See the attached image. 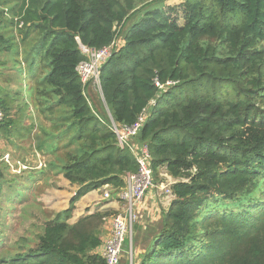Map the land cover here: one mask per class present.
I'll use <instances>...</instances> for the list:
<instances>
[{
	"label": "trees",
	"instance_id": "obj_1",
	"mask_svg": "<svg viewBox=\"0 0 264 264\" xmlns=\"http://www.w3.org/2000/svg\"><path fill=\"white\" fill-rule=\"evenodd\" d=\"M13 1L0 10V68L26 76L31 95L0 99V131L22 140L32 132L46 168L79 190L13 249L0 238V264H105L99 251L112 214L69 220L80 198L106 185L117 193L138 172L110 118L132 125L145 110L133 143L148 146L155 178L166 168L178 182L169 210L133 237L134 264H264V0ZM112 44L100 74L108 116L76 69L87 59L82 46ZM156 81L176 84L160 90ZM32 107L49 129L25 121ZM0 162V202H19L9 194L23 186Z\"/></svg>",
	"mask_w": 264,
	"mask_h": 264
},
{
	"label": "rangeland",
	"instance_id": "obj_2",
	"mask_svg": "<svg viewBox=\"0 0 264 264\" xmlns=\"http://www.w3.org/2000/svg\"><path fill=\"white\" fill-rule=\"evenodd\" d=\"M13 6H14L13 0H0V10L10 9ZM6 21L7 20L5 18L0 20V26H5ZM180 22L182 23V25L184 24V20L182 17L180 18ZM128 26L126 27V30L128 29ZM2 32L6 33V36L8 38H11L9 27L5 28ZM13 47H16V45H14ZM11 66H10V69H13ZM18 68H20V70L22 71L20 66ZM17 73L13 72L12 70H9V71L6 70V72H2V73L0 72V84L3 87V89L7 88L9 91H11L10 94L12 93L14 95L15 92L21 91L22 93L21 98L23 100L26 99L28 101L31 95V90L29 86L30 83L28 82L27 78L24 77L22 74L19 75V71ZM87 93L89 96L88 98L90 100V103L94 106V108L95 106H98V109L100 111L99 110L97 111L101 113L102 108H103L102 102H101L102 99L100 100L98 90L94 89L92 84H90L88 87ZM8 101L10 102V99ZM17 102H20V101L17 100ZM30 111L33 112V114L31 115V120L33 121V123H35L37 119L35 116V113L41 114L40 116H42V113L39 112L34 107H32ZM42 124H43V121H42ZM46 124L47 122H45V125ZM31 133L32 132L27 133L28 137L31 135ZM35 133L36 135L40 136L38 131L33 132V134ZM8 136L13 137L14 135H11L10 133H8ZM27 138L23 140L22 139L16 140L18 143H22V141H24V143L22 144V146L24 147V150L21 149L20 146H18V147H15L14 149V152H15L14 155H11V153H9L10 155L8 154L4 155L3 153V156H2V160L6 161V164L8 165V168H9L5 176L10 179L16 178L19 181V183H21V186H23L22 188H20L19 186L14 187L13 189L14 192H11L9 194L11 196L21 197L19 202H11L13 198H6V199L4 198L0 202V238L5 240L3 244H6L5 246L7 249H10L11 247L13 249V245L19 239V237L25 236V235L29 236L28 234L29 232L37 230V227L39 225L43 224L47 219L51 218V215L47 214V211L54 212V213H57L56 211H61L62 201L64 200L61 197V195L64 194V192L60 191L61 189L60 185L62 186L63 183H67V182H65L63 178L64 175L62 173H60L58 176L57 175H53L52 177L50 176L51 177L50 179L43 181L44 184L41 187H36L37 189H35L34 191L35 193H33V196H32V192L30 191L31 188L27 185L26 179H24L26 178L25 175H27L26 172H29V170L31 169L30 167H28V165L29 166L35 165L34 159H36L35 166L42 167L41 165H45L44 162L47 156L43 155L41 152L36 150V148L34 147L35 141H34L33 135L30 136V140ZM7 156L8 158H6ZM40 162H42V164ZM24 167H26V169ZM161 174L162 172H160L158 177L156 178L154 176V182L156 183L157 187L154 189H151V191L156 190V191L162 192L158 188V186L161 183L165 182L166 179L162 177ZM4 191H5L4 195H6V193H9L7 192L8 189ZM162 193L166 197V194L164 192ZM137 208L138 206L135 207L136 211H137ZM158 210H159V207L156 206V208L153 209V213L150 212L148 208H146L140 212V215L138 214V219L134 223V229H133L134 236H137L141 229L142 231H145L146 228L150 224L156 222V221L153 222V219H156V218L158 219L157 217ZM164 212H167V210L164 209ZM142 213H145L144 218L142 217L144 216L142 215ZM161 216H162V213L160 215V218ZM129 246H130V242L127 243L126 248L128 249ZM1 249L2 247H0V252H1Z\"/></svg>",
	"mask_w": 264,
	"mask_h": 264
},
{
	"label": "built area",
	"instance_id": "obj_3",
	"mask_svg": "<svg viewBox=\"0 0 264 264\" xmlns=\"http://www.w3.org/2000/svg\"><path fill=\"white\" fill-rule=\"evenodd\" d=\"M114 44L109 47L97 50L90 49L82 46V52L87 57L86 60L79 63L77 72L81 78L84 87L90 84L102 93L101 88V68L102 65L111 57L113 53ZM175 82H168L162 85L156 81V85L160 90H164L170 86L175 85ZM146 110L141 114L138 120L132 125H118L113 119L110 118L111 128L117 136L119 146L121 148H129L135 156L139 170L135 174H128L126 177V184L121 188L117 197L118 200L125 204V210L122 213L115 214L111 217V231L107 241H105L102 249L101 256L105 264H120L127 243L130 242L132 246V229L134 223L138 219L135 207L141 203L151 189L157 187L154 182V172L151 166L152 157L149 152L148 146L137 147L133 142L134 139L140 134L146 119ZM4 111L0 109V123L4 121ZM8 158V156L6 157ZM0 161H3L2 158ZM5 161V160H4ZM6 162V161H5ZM26 169V167H24ZM162 172L161 176L166 179L158 187L167 195L172 196V186L178 182L168 173ZM109 194L107 197L109 198Z\"/></svg>",
	"mask_w": 264,
	"mask_h": 264
},
{
	"label": "crops",
	"instance_id": "obj_4",
	"mask_svg": "<svg viewBox=\"0 0 264 264\" xmlns=\"http://www.w3.org/2000/svg\"><path fill=\"white\" fill-rule=\"evenodd\" d=\"M183 3H184L183 0H170V1H168L166 3V6L167 7H177V6H181ZM118 39H119L118 40V45L122 44L124 39L122 37H119ZM9 66L8 67H4V68H0V72L1 73L2 72H6V70L9 71ZM26 71H27V67H24V69L22 68V73L23 74H27ZM1 90H3L4 93ZM0 91H1L0 92V99L3 96H5L7 93H10L7 88H5V90H4L3 87L1 86V84H0ZM99 97H100V100L102 99L101 100L102 107H103L102 111L104 109L108 116L111 115L108 106L103 101L102 93H100V92H99ZM95 108L97 110H99L98 106H95ZM32 114H33V112L31 111L29 117L25 118V121L26 120L29 121L28 124H31V122H33L31 120V115ZM40 115L35 113V116H36L37 119H36L34 124L37 126L36 128L39 129V127H43V128L49 129L51 127L50 122L48 120L46 121L45 117L44 116H40ZM42 121H43V124H42ZM45 122H47L46 125H45ZM36 131H37V129L34 132H36ZM16 140H18V138H16V139L15 138H10L8 136V133H6L5 131H0V156L1 155L3 156V153H4V155L5 154L10 155L9 153H11V155H14V153H15L14 149H15V147H18V146H20L21 149L24 150V147L22 146L24 141H22V143H18ZM35 160L36 159H34V162H35L34 164L36 165V161ZM40 163L42 164V162H40ZM44 163H45V165H41L42 167H36L35 165H30V166L28 165V167H30L31 169L29 170V172H26L27 175H25L26 178H24V179H26L27 185L31 188L30 191L32 192V196H33V193H35L34 192L35 189H37L36 187H41L44 184L43 181H45L47 179H50L53 175H57V176L59 175V174H56L54 171H50V170H48L46 168V166H47V158L45 159ZM161 171L165 172L164 169H162ZM173 179L175 181L177 180L175 178H173ZM64 180L67 183H63L64 186L60 185V188H61L60 191L64 192V194H62L61 197L64 200L62 201V209H61V211H56L57 213H61V212H64V211L69 209L70 201H71L70 198H73L75 196V194H77V192L79 190V187L77 185L71 184L65 178H64ZM30 191H29V193H30ZM117 193H115V190L110 185H106V186H104L101 189H98L96 191H92V192L88 193L87 195L83 196L82 198H80L75 203V208H74V210L72 212L71 219L69 220V223L74 224L77 221H79L81 218L86 217L88 215H92V214L98 213V212L111 213L112 215H110V217L107 219V221L105 223V226H104V229L102 230V238H103V241L105 243V241H107L109 236H110L111 223H112L111 222V217L113 216V214L114 215L115 214H119V213H122L123 210H125V204L118 200ZM108 194L110 195L109 198L107 197ZM173 200H174V198H172V196H170V195L166 194V197H165V195L162 192H159V191H156V190H154V191L150 190L148 192V194L146 195L145 199L141 203L137 204V206H138L137 214L140 215V212L143 209H146V208H148V210L153 213V209H155L156 206H158L159 207L158 215H157L158 219L157 218L153 219V222L154 221H158L160 219L161 213L164 212V209L167 210V211L169 210L170 205H171ZM167 205H168V207H167ZM142 215H144V216H142L144 218L145 217V213H142ZM133 229H134V225H133ZM133 229H132V233H133L132 246L130 244L128 249L125 248L120 264H134V256H133V237H134V232H133ZM99 252H101V250ZM139 253H140V250L137 249L136 252H135V257H137L139 255Z\"/></svg>",
	"mask_w": 264,
	"mask_h": 264
}]
</instances>
